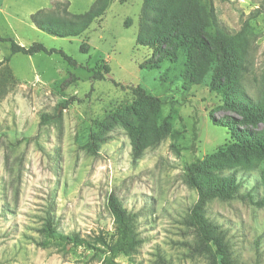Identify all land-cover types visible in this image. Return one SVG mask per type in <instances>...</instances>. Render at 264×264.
Masks as SVG:
<instances>
[{
	"label": "rangeland",
	"instance_id": "374dc122",
	"mask_svg": "<svg viewBox=\"0 0 264 264\" xmlns=\"http://www.w3.org/2000/svg\"><path fill=\"white\" fill-rule=\"evenodd\" d=\"M93 1L0 0L1 37L24 47L40 43L62 50L78 65L56 55H11L9 46L0 44V264H109L108 254L60 241L44 245L41 230L50 218L62 235H76L102 250L99 238L110 241L114 233L110 196L136 215L141 240L135 253L110 264H211L207 254L194 249L197 236L189 218L198 196L186 184L185 168L230 142L229 131L214 126L210 114L236 128H243L242 118L209 89L211 72L184 89L178 77L182 53L172 63L163 59L156 69L143 68L160 58L136 45L143 0H110L104 14L75 38L49 36L30 21L55 2L82 14ZM257 9L262 12L254 16ZM210 10L230 34L248 21L245 44L231 43L246 67L235 72L240 94L232 98L264 105V0H172L169 8L183 30L198 28ZM52 14L54 21L64 17ZM198 34L212 45L210 29ZM96 71L105 79H92ZM136 86L160 100L161 118L169 117L177 134L133 160L130 136L121 124H111L105 142L93 138L96 123L132 104L127 88ZM56 113L59 122L40 125L42 114ZM254 131L264 135V121ZM230 173L240 182L238 198L211 199L204 215L224 231L235 262L264 264V158L251 169L223 172Z\"/></svg>",
	"mask_w": 264,
	"mask_h": 264
},
{
	"label": "trees",
	"instance_id": "16d2710c",
	"mask_svg": "<svg viewBox=\"0 0 264 264\" xmlns=\"http://www.w3.org/2000/svg\"><path fill=\"white\" fill-rule=\"evenodd\" d=\"M171 2L172 0H143L136 45L151 49L153 57L160 56L158 60H150L149 64L143 67L151 70L158 68L163 59L172 63L177 59L178 52L182 53L185 56V63L178 77L184 89L191 85H199L211 72L207 84L209 89L221 97L226 109L237 113L242 118L240 124L243 128H236L230 123L217 122L210 114L214 126L223 127L229 131L230 142L224 149L211 154L205 160H197L185 168L186 184L198 196L189 218V223L195 229L197 236L194 249L198 253L207 254L211 264H238L232 258L224 231L205 217L204 208L211 199L217 198L224 201L238 198L240 182L234 173L223 174L225 170L236 166L251 169L264 158V135L254 131V128L264 121V105L249 99L243 101L232 98L240 94L239 74L235 72L242 73L246 71V67L232 51L231 43L239 40L245 44L246 36L249 34V24L245 20L239 32L230 34L210 10L205 22L198 28L183 30L180 19L174 16V12H169ZM109 4L110 0H94L87 12L71 14L68 12V3L55 2L49 9L33 13L30 21L37 30L49 36L62 39L75 38L100 18ZM53 12H61L64 17H60L56 22ZM261 12L257 9L254 16H258ZM206 28L213 33L211 46H208L201 37L198 38V32L202 33L206 31ZM0 44H7L11 55L20 54L28 57L37 54L56 55L68 65L78 66L76 61L62 50L47 49L40 43L24 47L13 38L0 36ZM194 52H198L201 57H196ZM201 60H203L202 64H200ZM102 69L104 73L109 72L106 65L102 66ZM7 76H11L9 71ZM92 79L102 81L105 77L102 72L96 71ZM111 82L115 87H120L114 81ZM127 89L133 96L132 104L120 111H115L109 120L96 123L93 141L105 142L106 138L103 137L110 130L111 124L119 123L130 136L132 158L137 160L144 149L165 138L174 137L177 132L173 131L169 117L161 118V102L158 98L147 94L138 86ZM59 120L60 115L57 113L42 114L40 125L56 123ZM97 145L91 148L96 149ZM107 208L113 219L114 233L110 241L99 238L98 242L102 250L79 239L76 235H62L54 229L50 218L46 219L41 230L45 239L44 245L51 241H60L67 246L93 250L94 254L95 251L104 255L108 254L107 263L109 264L121 255L129 256L135 253L141 244L136 232V215L129 212L114 196L108 197Z\"/></svg>",
	"mask_w": 264,
	"mask_h": 264
}]
</instances>
